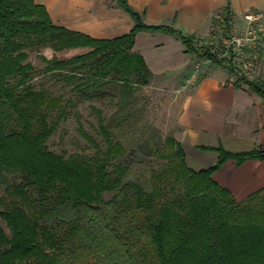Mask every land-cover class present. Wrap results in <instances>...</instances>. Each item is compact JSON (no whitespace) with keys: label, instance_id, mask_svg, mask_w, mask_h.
Returning a JSON list of instances; mask_svg holds the SVG:
<instances>
[{"label":"trees","instance_id":"16d2710c","mask_svg":"<svg viewBox=\"0 0 264 264\" xmlns=\"http://www.w3.org/2000/svg\"><path fill=\"white\" fill-rule=\"evenodd\" d=\"M118 2L135 25L128 34L105 40L54 24L35 0H0V180L20 176L0 196V264H264V189L237 202L212 179L228 159L240 165L264 159V151L217 148L216 164L194 171L170 136L155 149L166 163L152 172L147 189L127 180L130 166L118 161L126 150L113 129L123 119H106L94 107L104 149L76 114L79 132L95 154L49 150L47 143L73 102L32 84L38 71L28 60L30 52L50 49L55 56L40 57L43 73L56 74L84 97L118 85V112L153 79L143 57L133 52L139 31L173 35L187 53L234 70L209 48L199 51L191 37L172 27L147 26L126 0ZM69 50L82 53L56 56ZM238 80L264 99V76L258 82Z\"/></svg>","mask_w":264,"mask_h":264},{"label":"crops","instance_id":"0c3cea01","mask_svg":"<svg viewBox=\"0 0 264 264\" xmlns=\"http://www.w3.org/2000/svg\"><path fill=\"white\" fill-rule=\"evenodd\" d=\"M126 1L145 25L172 27L191 37L199 51L222 34L215 15L227 12L233 31L240 32L244 13L264 14V0ZM35 2L46 8L54 24L96 39L119 38L135 25L118 0ZM133 52L153 73L149 86L166 87L180 101L172 137L182 147L189 168L201 171L214 166L217 148L229 153L264 151V99L239 82V59L231 61L230 72L224 65L187 53L175 36L150 30L137 33ZM212 179L242 202L264 189V159L240 165L228 159Z\"/></svg>","mask_w":264,"mask_h":264},{"label":"rangeland","instance_id":"374dc122","mask_svg":"<svg viewBox=\"0 0 264 264\" xmlns=\"http://www.w3.org/2000/svg\"><path fill=\"white\" fill-rule=\"evenodd\" d=\"M220 26V24H218ZM223 37L237 34L231 24L221 27ZM209 43L203 48L214 49ZM81 51H63L57 53L59 59H69ZM41 56L52 58L55 54L50 49L40 52H30L29 61L38 73L32 80L36 87H44L63 101L71 100L73 105L67 110V115L59 122L54 134L49 139L47 146L55 154H80L93 156L95 148L79 132L76 114L80 115L79 123L86 133L91 135L102 149L105 148L103 137L98 132L97 115L92 107L100 109L106 119L114 116L122 121L114 128L117 141L125 147V154L118 161L130 166L127 180L140 181L145 188H150L151 174L164 167L165 161L158 158L155 149L164 143L167 137L172 136L176 116L179 111L180 101L173 99V94L163 86L149 85L139 87L131 99V104L122 112H118L116 103L120 100L118 85L112 84L98 92H91L90 96H82L74 92L71 85L59 79L56 74L43 73L45 67ZM264 62L260 61L256 68L246 76L253 82L263 79ZM240 73V72H239ZM241 78V74H237ZM243 83V82H242ZM244 84V83H243ZM246 84V83H245ZM250 90L252 88L249 87ZM20 176L17 174L6 175L5 182L0 180V196L4 194V186L18 183Z\"/></svg>","mask_w":264,"mask_h":264},{"label":"built area","instance_id":"2783aa9c","mask_svg":"<svg viewBox=\"0 0 264 264\" xmlns=\"http://www.w3.org/2000/svg\"><path fill=\"white\" fill-rule=\"evenodd\" d=\"M215 20L221 27L232 25L231 19L225 18L224 14L215 15ZM243 21L244 27L240 32L226 38L221 34L219 39L209 44L214 46L210 50L217 60L234 62V59H239L238 70L246 77L264 59V14L260 11H247Z\"/></svg>","mask_w":264,"mask_h":264}]
</instances>
